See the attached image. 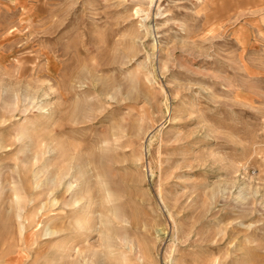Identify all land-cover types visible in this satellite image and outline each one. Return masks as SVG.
I'll return each mask as SVG.
<instances>
[{
    "label": "rangeland",
    "instance_id": "1",
    "mask_svg": "<svg viewBox=\"0 0 264 264\" xmlns=\"http://www.w3.org/2000/svg\"><path fill=\"white\" fill-rule=\"evenodd\" d=\"M262 0H0V264H264Z\"/></svg>",
    "mask_w": 264,
    "mask_h": 264
},
{
    "label": "crops",
    "instance_id": "2",
    "mask_svg": "<svg viewBox=\"0 0 264 264\" xmlns=\"http://www.w3.org/2000/svg\"><path fill=\"white\" fill-rule=\"evenodd\" d=\"M261 3L264 4V0H262ZM259 36L261 38V41H260V44H261L263 42L262 39H263V36H264V29H263V27H260Z\"/></svg>",
    "mask_w": 264,
    "mask_h": 264
}]
</instances>
